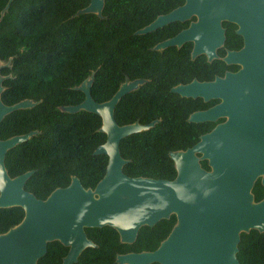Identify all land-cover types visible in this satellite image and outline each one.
I'll use <instances>...</instances> for the list:
<instances>
[{"label": "water", "instance_id": "water-1", "mask_svg": "<svg viewBox=\"0 0 264 264\" xmlns=\"http://www.w3.org/2000/svg\"><path fill=\"white\" fill-rule=\"evenodd\" d=\"M103 1L90 0L78 13L94 12L101 16ZM237 1L186 0L182 7L158 16L135 33L155 30L175 20L177 12L190 9L204 10L199 13L200 17L207 18L205 23L215 26V31L219 28L220 17L234 21ZM215 13L220 16L212 20ZM191 28L155 48L175 44L185 38ZM213 45L210 49L202 47L210 57ZM228 56L226 60L234 62L236 54L231 52ZM1 67L0 64V70ZM247 74L244 70L228 72L224 78L203 83L193 81L172 88L173 92L184 97L223 99L206 111L193 113L190 121L213 120L223 111L227 115L225 123L201 135L193 146L168 153L176 170L172 180L130 177L122 170L127 160L120 154V141L147 129L152 123L119 125L114 118V108L122 96L144 82L141 78L125 80L110 99L96 102L90 92L94 78L91 74L75 87L83 92L84 99L62 108L69 113L83 109L101 118L99 130L106 138L93 154H105L107 163L103 177L93 189L84 188L74 176L66 187L55 188L45 199L37 198L23 188L33 171L10 178L4 165L7 150L37 131L0 139V207L19 206L24 210L21 222L0 234V264H36L37 259L46 253L47 242L54 240L69 247L61 264H73L83 248L94 246L86 238L84 227L108 225L117 231L121 242L132 243L142 226H153L171 214L176 217L175 225L156 249L118 255L116 263L240 264L236 255L240 233L249 229L264 231V199L253 203L251 194L257 176L262 175L264 184V140L251 135L255 94L235 91L240 87L264 88V79L256 80ZM4 78L0 74V94ZM34 104L30 99H23L5 105L0 97V122L10 112ZM238 114H241L240 118ZM199 160H206L210 170L202 168Z\"/></svg>", "mask_w": 264, "mask_h": 264}, {"label": "trees", "instance_id": "trees-1", "mask_svg": "<svg viewBox=\"0 0 264 264\" xmlns=\"http://www.w3.org/2000/svg\"><path fill=\"white\" fill-rule=\"evenodd\" d=\"M8 1L0 0V74L5 76L0 97L5 105L23 99L35 104L5 115L0 122V138L33 130L37 133L9 149L4 165L10 175L34 170L25 187L39 199L46 198L55 188L67 186L73 176L84 188H94L107 163L105 154H93L106 138L99 130L101 118L83 109L69 113L62 108L84 99L83 92L75 87L91 74L94 78L90 92L96 102L110 99L125 79L148 78L116 104L114 118L121 125L134 120H119L124 109L128 114L141 115V88L168 89L180 82L179 78H150L149 68L145 70L141 65V56L150 57L148 53L141 54V40H149L151 33H135L159 11L168 10L172 0H104L101 16L78 13L90 0H12L5 8ZM180 66L178 63L177 68ZM186 104L180 102L177 106L184 109ZM161 107L160 125L120 141V154L128 160L122 170L130 177L174 179L176 170L168 152L192 146L199 134L209 129L165 125L175 119L178 108L165 111L173 108L167 100H162ZM179 113L186 124L187 111ZM22 217L20 207L2 209V229ZM175 222L176 217L171 214L153 226H142L132 243L120 242L110 226L90 228L96 247L85 249L73 264H118L117 253L153 251ZM239 247L240 264H264V233H242ZM66 251L67 247L59 241L48 242L46 253L37 264H61Z\"/></svg>", "mask_w": 264, "mask_h": 264}, {"label": "flooded vegetation", "instance_id": "flooded-vegetation-1", "mask_svg": "<svg viewBox=\"0 0 264 264\" xmlns=\"http://www.w3.org/2000/svg\"><path fill=\"white\" fill-rule=\"evenodd\" d=\"M185 3L186 0H172V6L169 7L168 10L166 11L163 12L159 11L149 23L155 20L158 16L165 15L171 12L172 10L182 7ZM202 12L205 11L202 9L200 10L190 9L187 12H180V13L177 12L175 20L168 22L167 24L161 27L156 28L155 30L147 32V33H151L149 40H141V47L143 48L146 47L148 49L147 51L142 48L141 54L144 53L150 54V57H146L144 55L141 56V63H142L141 65L142 68H144L145 70L149 68L150 70L149 72L152 73L150 75V78H158V77H164V78L170 77L172 79L179 78L180 82L169 87L168 89L157 88V87L141 88V115L139 116L136 114L134 115L128 114L127 109H124L122 111V114L119 116V120L124 122L125 120L128 119V117H132L134 118V120L131 122H124L123 124H131L137 122V123H141V125H145L152 123L149 125L147 129L160 125L161 123L159 116L162 112V107H161L162 100H167L168 102H171L173 108H166L165 111H172L174 108L177 107L178 113L177 115L174 116L175 119L169 121L168 123H163V124L183 125V126L191 125L194 127L205 126L209 128L208 130H205L204 132L199 134L198 137L200 139L201 135L210 132L216 125L225 123L227 121V115L223 111L213 120H206V121H190L189 117L193 113L206 111L212 108L213 106L221 103L223 99L210 98L208 100H204L200 96L184 97L178 93L173 92L172 91L173 87L178 85H188L193 81H196L197 83L209 82L215 80L216 78H224L226 73L228 72L237 73L241 70L242 71L244 70L245 74L248 73L247 74L248 77L255 78L256 80L264 79V0H238L236 3V16L234 21L220 17L219 28L218 30L216 29L215 31H214L215 26H210L205 23V20L207 18L200 17L199 13ZM216 16L218 17L220 16V14L215 13L214 18H212V20H216L215 18ZM149 23H147L146 25H148ZM146 25H144L143 27H145ZM190 27L192 28L186 34L185 38L177 40V42L173 45L162 47L159 49L155 48L157 44L167 39L176 37L179 33L188 30ZM147 33H143V34H147ZM211 45L213 46L210 57L207 51L202 50L203 49L202 47L206 46L209 47L210 49ZM231 52L236 54V56L234 57V62H228L226 60V58L229 57L228 55ZM178 63L182 66L177 68ZM158 64H160V67L158 66L154 67V65H158ZM183 68H186V70H183ZM160 72L162 73L161 75ZM141 79L144 80V82L141 83V85L148 81V78L146 77H141ZM235 91H252L255 94L254 103H253V108L255 112H253L252 114L251 135L257 140L260 139L264 140V88L253 87V88L245 89L240 87L235 89ZM168 93L169 94L172 93L174 95H168ZM163 95L164 97H166L165 99H162ZM122 97L118 100L117 104L122 99ZM133 100H137V98L134 97ZM180 102L182 104H184V102H187L186 106L188 107L182 109L183 108L182 106H177V104H179ZM181 111L182 112L187 111V116L185 117L186 124L182 122L180 119L181 116L179 112ZM238 117L240 118L241 114H238ZM21 143L16 144L14 147H16ZM187 148H185L184 150H186ZM196 155L198 157L200 156V154L198 153ZM199 163L200 166L205 170L207 171L210 170V167L208 166L206 160H199ZM6 171L10 178L16 177L26 172L24 171L16 175H10L7 169ZM32 171L34 172V170ZM28 178L26 179L23 185V188L26 191H28L25 187ZM251 194H252L253 203L261 202L264 199V184L262 183V175L257 176L255 181L253 182V186L251 188ZM12 207H19V206H12ZM12 207H0V234L5 233L10 228L18 225L24 217V210L20 207L23 210L22 219L16 224H13L12 226L7 227L6 229H2L1 226L2 209L12 208ZM90 228H95V227H84V231L86 238L91 242H93L94 246H87L83 248L79 256L85 249L89 247H96V243L90 237L92 233L91 231H88V229ZM253 230L257 231V234L264 233V231H258L257 229H249L248 232H241L240 240L237 245L238 248L237 254L240 250L239 244L241 241L242 233L247 234ZM65 247H67V251H66L67 254L69 247L68 246ZM122 254L125 253H117L115 255V260L118 255H122ZM79 256L77 257V260Z\"/></svg>", "mask_w": 264, "mask_h": 264}]
</instances>
